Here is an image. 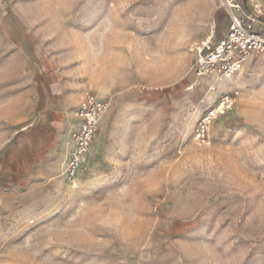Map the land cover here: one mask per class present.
<instances>
[{
    "label": "rangeland",
    "instance_id": "rangeland-1",
    "mask_svg": "<svg viewBox=\"0 0 264 264\" xmlns=\"http://www.w3.org/2000/svg\"><path fill=\"white\" fill-rule=\"evenodd\" d=\"M233 1L239 12L226 0H0V151L51 75L55 98L106 104L74 179L61 128L0 181V264H264V60L214 91L191 70L193 42L251 12ZM231 92L235 108L200 147V116Z\"/></svg>",
    "mask_w": 264,
    "mask_h": 264
},
{
    "label": "built area",
    "instance_id": "built-area-1",
    "mask_svg": "<svg viewBox=\"0 0 264 264\" xmlns=\"http://www.w3.org/2000/svg\"><path fill=\"white\" fill-rule=\"evenodd\" d=\"M252 6L250 13L243 18L229 11V23L226 34L219 38L211 34L200 42L190 46L194 53L191 70L199 77L213 78L210 91L216 90V84L236 76L249 58L257 56L264 60V35L253 30V24L264 18V7L255 0H248ZM228 9L240 11L233 0H226ZM237 92L223 93L216 102L200 116L195 128V141L200 147L210 143V126L219 117L233 110L237 104ZM106 104L98 100L93 93L86 91L81 98L74 116L79 120L78 129L72 134L71 146L61 162L62 173L68 179H74L86 167L90 150L97 137L99 121Z\"/></svg>",
    "mask_w": 264,
    "mask_h": 264
},
{
    "label": "crops",
    "instance_id": "crops-1",
    "mask_svg": "<svg viewBox=\"0 0 264 264\" xmlns=\"http://www.w3.org/2000/svg\"><path fill=\"white\" fill-rule=\"evenodd\" d=\"M255 25L264 29V24L260 21H256ZM48 82V85L40 88L43 94L39 97L37 109L28 111L23 118V123L15 134V145L8 150L0 151V181L7 180L9 175L17 173L19 166L27 168L26 166L36 164L35 156L30 154L36 146V136L50 132L59 134L62 128L64 143L67 145L72 142V134L79 126V120L75 118L74 112L79 107L80 98L78 95H73L72 98L67 96L71 99L70 102L65 100V96L61 99L55 98V94L61 92L59 84L55 83L52 75ZM29 157H32V161Z\"/></svg>",
    "mask_w": 264,
    "mask_h": 264
},
{
    "label": "trees",
    "instance_id": "trees-1",
    "mask_svg": "<svg viewBox=\"0 0 264 264\" xmlns=\"http://www.w3.org/2000/svg\"><path fill=\"white\" fill-rule=\"evenodd\" d=\"M215 23H217V25H218L219 27L222 26V24L219 22V20H218L217 17H215Z\"/></svg>",
    "mask_w": 264,
    "mask_h": 264
}]
</instances>
